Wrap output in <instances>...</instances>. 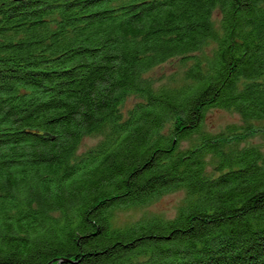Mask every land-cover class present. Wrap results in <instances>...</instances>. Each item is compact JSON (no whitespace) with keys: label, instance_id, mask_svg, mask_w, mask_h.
Here are the masks:
<instances>
[{"label":"trees","instance_id":"1","mask_svg":"<svg viewBox=\"0 0 264 264\" xmlns=\"http://www.w3.org/2000/svg\"><path fill=\"white\" fill-rule=\"evenodd\" d=\"M260 120L264 0H0V264H264Z\"/></svg>","mask_w":264,"mask_h":264},{"label":"rangeland","instance_id":"2","mask_svg":"<svg viewBox=\"0 0 264 264\" xmlns=\"http://www.w3.org/2000/svg\"><path fill=\"white\" fill-rule=\"evenodd\" d=\"M213 16L218 18V12H214ZM182 67L179 58L167 60L149 70L146 74L151 77L154 82L159 85L163 84L167 78L174 72L181 71ZM132 100H128L127 104L130 105ZM236 124L243 125L240 116L230 110L222 108H210L205 112L204 126L206 129L216 133L222 130L226 125ZM253 132L244 135L240 138L241 144H261L264 142L263 132L261 129L264 127V120L253 121ZM99 137H85L82 141L79 151H84L91 145H94ZM184 197V191L178 190L166 193L159 197L155 202L150 204L146 210L153 213H161L165 217H173L176 209ZM139 213V212H137ZM136 215V213H135Z\"/></svg>","mask_w":264,"mask_h":264},{"label":"water","instance_id":"3","mask_svg":"<svg viewBox=\"0 0 264 264\" xmlns=\"http://www.w3.org/2000/svg\"><path fill=\"white\" fill-rule=\"evenodd\" d=\"M16 1H22V0H16ZM66 258H54L52 260H50L49 262H47L46 264H58L62 261H65Z\"/></svg>","mask_w":264,"mask_h":264}]
</instances>
